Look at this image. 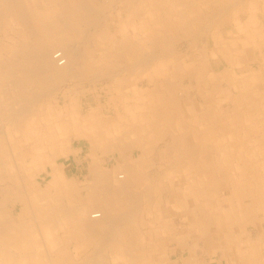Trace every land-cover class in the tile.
Wrapping results in <instances>:
<instances>
[{
    "label": "bare ground",
    "instance_id": "obj_1",
    "mask_svg": "<svg viewBox=\"0 0 264 264\" xmlns=\"http://www.w3.org/2000/svg\"><path fill=\"white\" fill-rule=\"evenodd\" d=\"M32 1L27 8L23 0H0L4 23L12 17L29 32L25 39L17 31L21 41L15 49L0 42V117L12 128L30 126V139L24 141L2 138L0 127V264H169L178 249L189 253L184 258L192 264L215 255H221L220 264H264V162L254 149L260 143L264 148V140H253L249 129L264 123V0H120L110 28L96 10L89 20L79 3L72 7L66 0L56 6L45 0L48 6L41 7L40 0ZM93 22L99 28L95 33L85 26ZM128 28L133 33H121ZM184 38L188 51L178 55L174 47ZM74 39L86 43L84 55L72 47L77 46ZM99 42L106 44L101 55L108 70L116 68V61L132 60V68L149 72L138 81L151 87H140L136 79L125 115L91 112L83 117L74 107L72 120L67 115L68 122L55 123L38 108V89L44 82L77 77L76 66L90 68L87 48ZM213 59L223 66L221 73L215 72ZM157 60L169 63L153 72ZM182 79L189 80L187 86ZM225 79L230 104L220 115L209 101L200 104L196 98L218 91ZM229 85L240 92L233 94ZM173 110L183 114L175 117ZM170 122L176 130L167 129ZM186 127L190 130L184 132ZM72 136L94 147L84 187L70 179L64 183L63 168L55 162L73 153L66 145ZM157 142L162 149L157 150ZM42 147L49 151L43 153ZM99 152L116 155L118 168H104ZM157 155L168 159L163 170L152 161ZM37 160L42 172L48 166L56 172L45 187L29 166ZM152 169L155 176L162 171L174 176L166 177L168 183L162 177L154 180ZM161 190L171 191L179 228L167 229L156 219L168 212ZM159 232L165 233L164 241ZM167 238L177 244L171 253Z\"/></svg>",
    "mask_w": 264,
    "mask_h": 264
},
{
    "label": "rangeland",
    "instance_id": "obj_2",
    "mask_svg": "<svg viewBox=\"0 0 264 264\" xmlns=\"http://www.w3.org/2000/svg\"><path fill=\"white\" fill-rule=\"evenodd\" d=\"M24 1L25 0H23V2ZM65 1L66 0H60V1L58 0V2L56 3L53 0L52 3L54 2V4L56 6H60L61 3H62V5L64 3H66ZM67 1L70 2L69 6H72V7H76L78 5V3H79V5H80L79 8L81 9V11L85 14V16L89 20L94 19V15H93V11L92 10H94V11L96 10V12H97L96 17H100V18L102 17V20L106 19L107 23H108L107 25L109 27V24L111 23L109 20L113 16V15L111 16V14L115 13V15H116V12L118 11L117 10V8H118L117 1H120V0H67ZM32 2H33L32 0H26L24 2V6L27 7V8H30L33 5ZM40 2L41 3L39 4V6H41V7H47L48 6V4H47V2H45V0H40ZM232 2H234L233 4L238 3L237 0H236V2H235V0H232ZM43 12H45V11H41L40 13H43ZM28 17L31 18L30 16H28ZM2 19H4V17L1 18V16H0V37H1L0 38V42L2 43V45H5L7 49H15V48L18 47V43L21 41L19 35H17V31L21 30V32L25 35V39H27L29 37L28 29L24 28L22 30V28L17 26V24L15 23V21H14V19L12 17H9L8 21L6 20V24L4 23V21ZM119 19L117 18V22H119ZM85 26L88 27V28H91L93 33H95V29L99 30V28H96L94 22L91 23V25L88 24V25H85ZM102 29L106 30V31L108 30V28H102ZM113 29H115V27ZM113 29L111 31H112L113 34H115L117 30L115 31ZM122 32H124L125 34L126 33L130 34V33H133V29L132 28H128L126 31L125 30H121V33ZM1 34H2V36H1ZM8 39H10V41H8ZM72 42L74 43V45H77V46H72V47L77 49L80 52V54L84 55L86 53L85 52V44L86 43H83L81 40H78V39H74ZM187 42H188V39H185V38L182 39L181 41L176 42V45L174 47V52L177 53L178 55L179 54L180 55L186 54L187 51H188V48L186 47L185 43H187ZM73 43H71V44L73 45ZM95 49H96L97 52H94ZM104 49H106V44L101 43V42H99V46H97L95 48L94 47H90V46L87 48V55H90L89 60H88V62L90 63V68L87 67V69H86L83 66L82 67L83 71H82V69H79L76 66V68L78 69V71H76L77 72V75H76L77 77L68 79V80H66L64 82L56 81L58 83L59 87L56 85L57 83H55L54 81L51 82V83H47V84L44 82L45 85H44V83L42 84L43 87L45 86L46 87L45 89H47L48 91L47 90L44 91L45 89H43V87H41L42 88V92H41V88L38 89V93L37 94L40 96L39 97L37 95L39 97L38 108H40V110H42L43 113L47 115L46 117H48V115L50 114V117L55 120V123L58 122V123L61 124V123H63V121H66V119H67L66 122H68L70 120V118L72 120V116L71 115L74 114L73 113L74 112L73 111L74 107L77 108L78 112H80L83 117H84V115L86 117L91 112H95L97 114L99 112H101L103 114V116H105L107 118H109V117L110 118L111 117L112 118L113 117H117L118 116L117 114L125 115L124 114L125 111H123L124 110L123 108L128 106V105H130V102H131V97L130 96L132 94L131 93L132 92L131 88H134V87L137 88V86H136L137 81L140 80L141 77L142 78L145 77V75L148 74L149 72L147 70H142V68L137 67V66H136V69L132 68L133 67L132 65L134 64L133 63L134 61L129 60V59H126L124 61H122V60L116 61L115 63H118V64H115L116 68L110 69L108 67L110 69V70H108L107 69V64H106L105 61H103L104 58L101 55V53H102L101 51L104 50ZM158 51L159 50H156V54H158ZM8 54H9V52H5L4 51V55L9 56ZM251 59H252V56H250V58L249 57H245L244 62L248 63ZM213 61H214V64H215V67H214L215 68V72L216 73H221L224 68H219V67H223V66H220V63H218L217 60L215 62V60L213 59ZM238 62H239V60H237V64H238ZM166 63H169V62L168 61H163L162 62V61H158V60L155 61L154 64L152 65L154 67V69L152 71L153 72H155V71L157 72V71L162 70L163 66ZM76 64H77V62H76ZM122 64H124V65H122ZM98 66H99V69L97 68ZM126 67H128V68L130 67L132 69L131 70H126V69H128ZM119 68H122V69H119ZM105 69H106L107 73L105 71H103ZM112 72H114V73H112ZM145 72H146V74H145ZM80 73H81L82 76L80 75ZM96 73L97 74L99 73L98 74L99 76L96 75ZM111 73L113 74V76H112ZM143 74H145V75H143ZM83 75H85V76H83ZM141 75H143V76H141ZM91 76H93L94 78L91 77ZM95 76H97V77H95ZM79 77H81V78H79ZM92 78H93V80H92ZM96 78H98V79H96ZM136 79H137V81H136ZM144 79H141V80H144ZM182 83L184 84V86H187L188 83H189V80L188 79H182ZM49 84H51V85L49 86ZM52 85H53V87H52ZM117 85H119V86H117ZM148 85L151 87V85L148 84L146 81L139 82V86L140 87H146V89H148ZM220 85H221L222 88L219 89L218 91L215 90L213 93H209L208 91H205L204 95H202V97L197 95L196 99L198 100L197 102L200 103V104H202L204 101H209V103L213 107V109H215L221 115L222 111L224 109L225 110L229 109V104L230 103H227V101H226V92L224 91V90H226V79ZM70 86H72L73 88L70 87ZM68 90L71 91L72 93L69 92ZM229 90L233 94H237L238 92H240L239 90L235 89L232 86L229 87ZM189 95H190V98L193 99V100L196 97L194 92H192V91H190ZM126 98H127V100L129 102H127ZM48 99L49 100L51 99V100L49 101ZM45 102H46L47 106L45 105ZM75 102L78 103V104H76ZM210 105H208V106H210ZM172 113H173L172 115L175 116V117L177 115L181 114V113L183 114V112L175 111V110H173ZM189 113L190 112L188 111V114ZM226 113H227V111H226ZM0 114L2 115V112H0ZM67 115H69L70 118ZM0 118H1L0 119V124H1L0 127H2L1 129H2V132H3V135H2L3 137L2 138L6 139V138H8L10 136L11 138L13 137V139H19V138H20L19 140L23 139V141H24V139H27V140L30 139V135H29L30 126L22 127V125H21L18 128L17 127L16 128H12L10 125L5 123L6 122L5 120L3 121L2 116ZM41 119L42 120L44 119L43 116L40 117L39 123L40 122L43 123L41 121ZM226 121H227V117H226ZM235 121H238V120H235ZM170 124H171V127L167 126V129L169 131L174 130V129L176 130L174 122L173 123L170 122ZM197 127L199 129H202L203 128V124L200 123ZM21 129H24L25 131H20ZM61 129H62V127L60 129H58V134L59 135L61 134ZM249 129H250V131L254 132V133L251 132L253 140H256L257 138H258L257 140H259V139L264 140V123L260 124V127L257 128L256 131H255V126H251V127H249ZM189 130H190V127H186L184 129V132L185 131L187 132ZM236 130H238V126H236L235 128H232V132H235ZM66 131H67V127L65 126V128L63 129L62 133L66 134ZM178 131H180V129H178ZM242 132H243V130H242ZM4 133H5V135H4ZM8 133H9V135H8ZM62 137L63 136H60V139H62ZM74 137L72 136L71 140H69L68 143L66 144L68 146V148H70V150L73 153H67L66 152L64 155L58 156V158H56L57 160H55V162H56V165L58 167H60V168H63V170L65 172V174L62 175L63 179L67 180V178H69L71 181L73 180L79 187H84V185L87 183L88 169L90 167V163H89L90 159L88 158V155H89V153H91L90 152V148H94V147H93L91 142L89 143L86 140H84L83 138L74 139ZM34 138H36V137H34ZM218 141L220 143V146L218 144L219 149L223 148L222 147L223 146L222 141H220V140H218ZM157 144H158V142L155 143V146H157ZM24 146H25L24 144H20V148L22 150H25ZM254 146H255V144H254ZM162 147H163V143L161 142V144H158L157 150L162 149ZM254 149L256 151V156L258 157V159L260 161L264 162V148L261 146V143L257 144ZM42 150H43L42 151L43 153H45L46 151H49L48 148H44V147H42ZM14 154L15 153H12V155H14ZM19 154H20V151H18V155ZM136 154H138V153L130 152V156H135ZM98 155L103 160V167L104 168L110 169V170H115V169L118 168L117 167L118 166L117 165L118 164V157L116 155H114V154L102 155L101 152H99ZM152 161H153L154 164H157L155 166L160 167L159 168L160 170L161 169L163 170L165 168L163 166H165V164L167 165V163H168V159H165L163 157H159L158 155L156 157H154ZM16 162H17V159H14L13 156H12L11 165L12 164L16 165ZM29 166L35 167V169H36V179L39 180V183L41 184L40 186L45 187L46 184H48V183H50V181H52V178H53L54 175H53V172H52L53 169L50 166H48V171L49 172H47V173L42 172V169L40 167V163H39L38 160L30 162ZM9 169H10V167L8 166L7 170H9ZM232 171H234V169H232ZM150 172H149V178L150 177H156V178H153L155 180V179H158V178L162 177V180L165 181L166 183H168V181H169V179L166 178V177L172 176V175L174 176L172 171L169 172V173H164V174H162L163 173V171H162V173H160V177L159 176H155L154 169L150 170ZM152 174H153V176H152ZM227 180L228 179L226 178V183H227ZM166 186L168 187L167 184H166ZM168 189H169V187H168ZM168 191L169 190H167V191L166 190H161V195H162L161 197L163 198L165 196L163 199H164V202L166 201L165 202V204H166L165 207H166V211H168V212H167V214L165 216H163V218L160 217V216H157L156 219H158L160 222H165V223H161V224L162 225L164 224L165 226H167V229H171L173 227V225H175V224L177 225V228H179V225L182 223L180 218L178 217L179 216L178 215L179 209L177 207H175V205H173L169 201L170 200V195L169 194L171 193V191L170 192H168ZM82 193L85 195V189H84V191ZM167 195H168V197H167ZM177 220H179V221H177ZM174 232H176V230H174ZM159 235H160V239L161 240L164 241L166 239V235H165L164 232H159ZM253 235H254L253 237L255 239V234H253ZM167 236L169 237V234H167ZM167 240H168V246L166 247V249L168 250L169 253H171L172 251H175L177 249V244L174 243V242L169 241L168 238H167ZM189 243H190V241H189ZM189 256L190 255H189L188 252H185V254H184L180 249H178L175 254L171 255L170 259L167 256L168 257L167 261L169 262V264H176V263L177 264H192L191 262H188V260L184 258V257H189ZM220 256L221 255L213 256L214 257L213 260H211V258L208 257V256L201 257V259L204 260V264H220L221 263V262H219ZM222 263L225 264V260H223Z\"/></svg>",
    "mask_w": 264,
    "mask_h": 264
},
{
    "label": "crops",
    "instance_id": "obj_3",
    "mask_svg": "<svg viewBox=\"0 0 264 264\" xmlns=\"http://www.w3.org/2000/svg\"><path fill=\"white\" fill-rule=\"evenodd\" d=\"M47 172H49V171H47ZM52 172H53V175L55 176L56 175V172H54V171H52ZM63 174H65L64 170L59 175H60L61 180L65 183V182H67L69 180V178H67V180L66 179H63L62 178V175ZM140 226H142V228H143V225H140Z\"/></svg>",
    "mask_w": 264,
    "mask_h": 264
}]
</instances>
